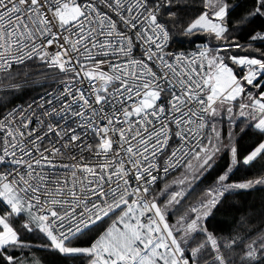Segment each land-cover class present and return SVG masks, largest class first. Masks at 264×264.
Listing matches in <instances>:
<instances>
[{"label":"snow or ice","instance_id":"snow-or-ice-1","mask_svg":"<svg viewBox=\"0 0 264 264\" xmlns=\"http://www.w3.org/2000/svg\"><path fill=\"white\" fill-rule=\"evenodd\" d=\"M172 3L0 0V73L12 78L17 66L39 60L57 70L60 84L0 118V203L7 207L0 214V264H21L9 249L31 247L21 233L36 230L50 247L84 254L89 264H209V258L211 264H235L211 234L206 242L187 245L199 216L180 217L183 237L167 223L169 210L182 207L191 189L167 182L158 191L156 186L177 170L186 176L193 160L202 170L211 167L219 135L213 144L201 130L209 114H216L217 101L246 97L240 115L249 110L264 136V51L229 55L231 48L245 46L228 34L227 0H208L212 18L205 11L186 31H211L225 42V55L209 58L202 51L197 63L165 53L169 32L159 15ZM255 5L242 24L264 15V0ZM251 39L264 41V34ZM136 50H142L139 58ZM231 151L235 157L236 148ZM262 155L264 141L244 163ZM227 179L219 177L222 188ZM176 183L183 185L184 179ZM216 195L208 191L210 204ZM190 212L198 208L190 206ZM21 216L26 219L17 228L13 218ZM101 228L88 247L72 246ZM234 246L243 241L226 245ZM239 260L264 264V233L247 243Z\"/></svg>","mask_w":264,"mask_h":264},{"label":"trees","instance_id":"trees-1","mask_svg":"<svg viewBox=\"0 0 264 264\" xmlns=\"http://www.w3.org/2000/svg\"><path fill=\"white\" fill-rule=\"evenodd\" d=\"M228 1L230 2L226 17L228 34L236 43L245 46L244 48H231L228 54L257 55L256 49L264 51V41H252L251 39L256 33L264 34V15L254 16L246 23H241L242 19L256 6L255 0ZM206 5L207 0H173L170 9L166 6L161 10L159 20L167 26L170 32V47L193 49L203 47L204 43L210 42L214 46L221 47V52L223 51L225 42L218 40L214 33L201 29L191 33L186 31L193 20L204 10L206 11ZM170 13H174V15ZM234 67L240 73L239 67ZM14 71L17 74L7 79L3 73H0V116L13 104L26 102L41 93L52 85L57 77V70L48 68L39 60L28 61L26 65L17 66ZM253 90L257 91L251 89V91ZM241 103L247 104L248 99L240 97L231 103L234 106L231 117L227 116L230 112L226 105H222L221 109L210 117L211 132L207 137L216 144L217 134L219 135L218 151L213 157L211 167L200 169L198 173H195V176L199 177L192 181L188 179L189 173L185 176L184 169L177 170L161 180L156 186L158 191L167 182L176 188L172 182L183 178L185 191L188 192L191 189L187 198L182 201V207L177 206L176 209L169 210L171 212L169 218L179 228L183 226L177 223L181 216L186 214L196 216L197 213L190 212V206L195 207L202 201L208 202V212L199 217L197 230L187 234V245L195 247L199 243L206 242L207 236L211 234L221 245V253L225 259L234 260L235 264H240L239 256L243 254L247 243L264 233V183L255 182L264 179V155L247 164L244 163L245 158L260 142L264 141V136H261L255 128V121L248 115L249 110L245 109V115H240L239 105ZM233 147L236 148L235 157L231 151ZM195 162L193 161L192 164ZM225 174L228 179L224 184L228 187L222 190L223 195H220L214 204H210L207 201L208 191L210 189L214 191L221 186L219 177ZM249 181L254 182L248 188L235 187V185L245 184ZM24 221L23 216L13 218L14 226L17 228ZM102 227H106V225ZM100 231L102 228L89 233L88 236L80 237L73 241L72 246L88 247L92 238ZM181 232L183 233V230ZM21 236L31 247L9 249V252L15 253L19 261L20 259L25 260V258L30 259L35 255L45 264H89L88 257L84 254L61 253L50 247L45 235L38 230L23 231ZM232 240H236L238 243L243 241V246L226 247ZM211 251L209 243L208 252L211 253ZM209 264H211V258H209Z\"/></svg>","mask_w":264,"mask_h":264},{"label":"rangeland","instance_id":"rangeland-1","mask_svg":"<svg viewBox=\"0 0 264 264\" xmlns=\"http://www.w3.org/2000/svg\"><path fill=\"white\" fill-rule=\"evenodd\" d=\"M207 3H208V0H207ZM212 3L213 4H215L216 3V0H212ZM227 4H228V6H229V4H230V2L227 0ZM206 11L209 13V18L211 19L212 18V13H213V9L211 8V7H207V9H206ZM204 12H205V10H204ZM203 13V12H202ZM201 13V14H202ZM196 19V18H195ZM194 19V20H195ZM193 20V21H194ZM201 30H206V31H209V30H207V29H201ZM209 32H211V31H209ZM203 48H204V51L208 54V57L210 58L212 55H216L217 53H219L220 55H225V53H224V51H222L221 52V47H217V46H214V45H212L210 42H207V43H204L203 45ZM228 63H229V65L230 66H233L234 67V65H231V62H229V61H227ZM235 68V67H234ZM235 70H236V68H235ZM253 92V94H255L256 92L253 90L252 91ZM238 98H240V97H238ZM237 98V99H238ZM235 101H232V102H225V103H220L219 101L216 103V105H215V107H216V109H217V111H216V113L221 109V107H222V105H226V106H228V108L230 107L231 109H232V111L230 112V114H228L227 116H230L231 117V115H232V113H233V110H234V106H232L231 105V103H234ZM210 117H211V115H210ZM213 126V125H212ZM211 141H212V139H211ZM213 143V142H212ZM214 144V143H213ZM193 161H195V160H193ZM192 161V162H193ZM199 170H200V168L199 167H197V162H195L194 164H193V168H192V170H190V171H188L187 173H189L190 175H189V177H188V179H190L191 181L192 180H194V179H196V178H198V177H196L195 176V173H198L199 172ZM180 179H178V180H174L172 183H174V185L176 186V188L177 189H179V188H183V185H180V184H178V183H176L177 181H179ZM258 181V180H257ZM252 182H254V181H252ZM256 182V181H255ZM227 187H228V185H226ZM226 187V188H227ZM225 188H222L221 186H219L216 190H214V192L217 194L216 195V197H215V199L217 200L218 198H219V196H220V194L219 193H221L222 192V190H224ZM183 190L185 191V189L183 188ZM212 199V197H209L208 199H207V201H210ZM208 203V202H207ZM207 203H204V206L203 207H201L200 205L201 204H198L197 206H195V207H197L198 208V212H197V214H196V216H199V217H201V216H203V215H205L207 212H208V206H207ZM2 204V203H1ZM0 204V205H1ZM7 210V207H6V204H2L1 206H0V214H3L5 211ZM24 219H26V217H24ZM167 219V223L170 225V226H172L173 227V229L175 230L176 228H179L178 226H177V224L173 221V220H171L170 218H169V216L166 218ZM186 227V225L184 226H181L180 227V229L181 230H184V228ZM183 233H184V231H183ZM183 233L181 232V237H183L184 235H183ZM20 262H21V264H45L41 259H39L37 256H35V255H33L30 259H27V258H25V260H21L20 259Z\"/></svg>","mask_w":264,"mask_h":264},{"label":"built area","instance_id":"built-area-1","mask_svg":"<svg viewBox=\"0 0 264 264\" xmlns=\"http://www.w3.org/2000/svg\"><path fill=\"white\" fill-rule=\"evenodd\" d=\"M161 22V21H160ZM162 23V22H161ZM164 24V23H163ZM165 25V24H164ZM165 27L167 28V26L165 25ZM168 29V28H167ZM169 32V30H168ZM171 44V36H170V32H169V38L165 47V53H171V54H176V55H183L184 57L188 58V59H197V63H199L198 57H199V53L204 51L203 47H196L193 49H173L172 47H170ZM51 51V49H50ZM142 50H136L134 52V55L139 58L140 56V52ZM205 52V51H204ZM205 66L207 65V61L204 62ZM107 70V69H105ZM240 71V68H239ZM62 75V74H61ZM240 75H243V72H240ZM60 87V84L57 80H55L52 85H50L49 87H47L45 90H43L41 93H39L38 95H36L35 97H33L32 99L26 101V102H17L16 104H14L13 106L9 107L1 116L0 118H3L4 115H6L9 111H11L13 108H16L18 106H27L29 103L32 102L33 99L39 97L40 95H43L45 92H50L53 91L54 89ZM205 99H206V95H205ZM218 102V101H217ZM209 132H211V126H210V114L207 117V122L205 124L204 129L201 130V135H206L208 136ZM206 142V140H205ZM45 146L51 147L50 144L47 143V141H45ZM173 173V172H172ZM171 174V173H170Z\"/></svg>","mask_w":264,"mask_h":264},{"label":"bare ground","instance_id":"bare-ground-1","mask_svg":"<svg viewBox=\"0 0 264 264\" xmlns=\"http://www.w3.org/2000/svg\"><path fill=\"white\" fill-rule=\"evenodd\" d=\"M15 104H16V103H15ZM13 105H14V104H13ZM13 105H12V106H13Z\"/></svg>","mask_w":264,"mask_h":264}]
</instances>
